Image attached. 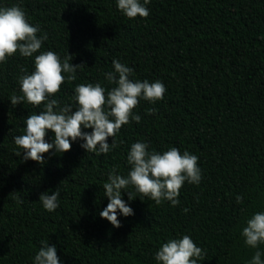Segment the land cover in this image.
Masks as SVG:
<instances>
[{
    "label": "trees",
    "instance_id": "1",
    "mask_svg": "<svg viewBox=\"0 0 264 264\" xmlns=\"http://www.w3.org/2000/svg\"><path fill=\"white\" fill-rule=\"evenodd\" d=\"M14 5L48 38L32 57L17 52L0 63V264H34L45 243L56 246L61 264H158L162 244L183 235L206 252L198 264H248L256 251L264 260V244L248 247L241 236L264 212V0H150V15L135 19L116 0H0V8ZM49 50L84 64L49 97L61 106L75 109L78 84L115 87L105 78L113 60L134 69L132 80L161 81L164 98L141 99L133 110L141 121L123 125L107 154L86 152L77 140L63 154H43V165L23 161L13 138L44 104L12 106L10 97L22 95L21 69L33 72L35 56ZM53 140L49 130L46 141ZM138 141L148 151L196 155L202 179L184 183L176 207L141 200L129 186L122 199L134 214L118 211L115 228L99 216L108 204L103 184L113 166L127 176V153ZM57 188L59 207L48 212L39 196Z\"/></svg>",
    "mask_w": 264,
    "mask_h": 264
},
{
    "label": "clouds",
    "instance_id": "2",
    "mask_svg": "<svg viewBox=\"0 0 264 264\" xmlns=\"http://www.w3.org/2000/svg\"><path fill=\"white\" fill-rule=\"evenodd\" d=\"M150 0H116L117 8L129 19L147 18L150 15L146 7ZM39 26H32L25 11L18 5L0 8V63L17 52L20 56L29 58L37 53L47 35L38 37ZM73 56L68 54L61 57L54 51L40 52L34 58V71L30 74L22 68L23 73L18 77L19 90L22 95L13 94L10 97L12 106L27 102L33 106L44 104L39 114H30L25 120L24 134L15 136L14 144L17 149L15 156L23 161L32 160L41 165L45 164V153L55 149V154L71 150L72 142L82 140L80 147L86 152L107 154L118 147L116 134L130 120L139 123L141 117L133 110L143 99L155 104L164 98L165 85L157 80H132L134 69L113 60L114 71L105 73L110 84L116 85L106 92L100 83L78 84L72 97L76 107L71 104L61 106L57 99L49 97L57 94L62 84L77 79V68L83 63L73 65ZM64 74H67L65 76ZM155 112L149 109L148 114ZM83 129H91L86 132ZM49 130L54 133V140L46 141ZM112 137L109 144L108 138ZM22 150V151H21ZM23 153V155H22ZM127 163L131 166L127 176L117 174L118 165L113 166L108 173L107 182L103 184L104 196L108 199L107 206L99 213L115 227H121L117 212L125 217L133 215V209L122 199V190L129 186L139 193V197H147L160 205L164 201L173 207L179 205L180 189L184 183L198 185L202 179L198 166V157L184 151L180 153L176 147H171L163 153L148 151L146 142H135L127 153ZM128 198L135 197L129 191ZM58 188L49 195L44 192L39 201L48 212L58 207ZM243 197L236 196V202L242 203ZM150 207V206H149ZM185 212L188 209H184ZM245 245L257 248L264 244V212H257L246 221L241 232ZM206 252L198 247L189 235L182 238L169 239L155 253L158 264H198L203 261ZM262 253L256 251L248 264H264ZM34 264H61L55 245L43 244L34 257Z\"/></svg>",
    "mask_w": 264,
    "mask_h": 264
}]
</instances>
